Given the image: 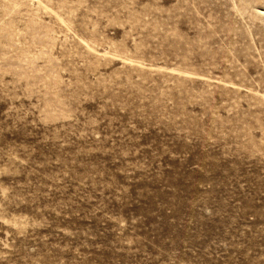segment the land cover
Segmentation results:
<instances>
[{
  "label": "rangeland",
  "instance_id": "1",
  "mask_svg": "<svg viewBox=\"0 0 264 264\" xmlns=\"http://www.w3.org/2000/svg\"><path fill=\"white\" fill-rule=\"evenodd\" d=\"M0 264H264V0H0Z\"/></svg>",
  "mask_w": 264,
  "mask_h": 264
}]
</instances>
